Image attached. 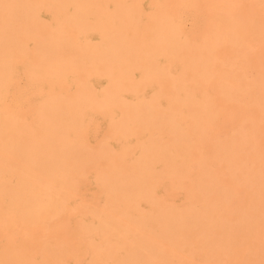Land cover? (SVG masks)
I'll use <instances>...</instances> for the list:
<instances>
[{
    "label": "bare ground",
    "instance_id": "1",
    "mask_svg": "<svg viewBox=\"0 0 264 264\" xmlns=\"http://www.w3.org/2000/svg\"><path fill=\"white\" fill-rule=\"evenodd\" d=\"M44 1L55 4V24L41 16ZM223 9L213 12L207 36L195 40L181 38L167 9L141 22L142 0H0V214L13 211L12 221L33 232L69 213L76 217L66 239L32 233L20 242L1 239L0 264H228L229 255L236 264H264V140L257 117L264 111V18L248 19L244 30ZM87 30L98 38L82 40ZM245 34L258 50L245 48ZM241 56L254 59L255 78L221 82L220 72ZM173 61L181 63L175 76ZM21 67L26 79L60 90L30 120L2 116L4 89ZM70 75L73 86L66 83ZM94 75L101 90L88 82ZM212 81L214 94L206 92ZM149 83L156 87L150 100L125 98ZM196 85L205 87L200 97ZM248 92L257 115L251 129L212 139ZM181 116L188 129L177 126ZM99 118L108 131L98 137ZM110 137H134L135 148H110ZM211 160L228 172L227 181ZM186 181L181 205L164 198L165 183L179 190ZM78 240L87 263L71 250Z\"/></svg>",
    "mask_w": 264,
    "mask_h": 264
},
{
    "label": "rangeland",
    "instance_id": "2",
    "mask_svg": "<svg viewBox=\"0 0 264 264\" xmlns=\"http://www.w3.org/2000/svg\"><path fill=\"white\" fill-rule=\"evenodd\" d=\"M144 4V15L141 16V22L145 23L148 17L156 14L162 10H169V17L171 23L178 29L181 38L193 37L195 40H202L207 36L210 31L211 18L213 12L220 7H223V17L228 20L238 22L245 30L248 19L264 18V0H237V9H232V4L229 0H142ZM42 18L51 24H55L57 18L55 13V4L52 1H44L41 6ZM89 21L93 22L94 18L89 17ZM226 29L221 27L217 33L225 34ZM79 37L84 39H93L96 37V32L92 30L81 31ZM244 46L250 51L259 49V44L250 35H244ZM264 49V45L262 46ZM25 68V65L23 66ZM18 69L17 73L9 79L7 86L5 87L4 97L1 101L2 116H18L21 120H30L34 111L38 107L45 104L47 100L53 95L59 94V87L52 89L48 86V81L44 80H33L26 79L24 68ZM170 73L175 76L181 69V63L179 61H173L171 63ZM234 75H243L246 81H252L255 78V67L254 59L248 56H241L236 59L233 66L223 69L219 74V80L221 82H227ZM99 76H89L88 82L95 87L97 90H101L102 86L99 82ZM66 83L70 86L74 85V78L72 75L68 76ZM206 92L214 94L215 83L214 81L208 84ZM204 88L201 85L193 87L195 95L201 96L204 93ZM156 87L154 84L149 83L146 87L142 88L139 92H126L124 94L128 101H148L154 93ZM13 91V95H11ZM253 95L248 92L241 95L238 99L237 107L229 110V117L222 119L221 125L217 128V133L211 135L212 139H223L236 129L241 127L243 130H249L252 127L250 118L255 116L253 110L250 108L252 103ZM159 104L162 107H167V97H160L158 99ZM228 111V109H227ZM257 116V115H256ZM262 128V137L264 140V111L258 116ZM93 119V114H86L85 120L90 123ZM96 127L97 136L105 134L108 131V124L104 119H98ZM176 124L182 129H188L190 125L188 119L184 116L176 117ZM148 134L144 136L147 139ZM92 145L96 146L97 142L92 140ZM196 141V137H195ZM108 146L113 149L121 148L123 146H131L135 148V138L131 137L127 141L121 138L110 137L107 142ZM247 150L251 149V145L246 146ZM263 156H264V144L262 145ZM137 153V152H136ZM135 153V154H136ZM210 167L214 172L223 174V180L227 181L229 178L228 172L221 171L220 166L216 160L210 161ZM220 169V170H219ZM193 177L195 180L199 179V170L197 163L193 167ZM189 182H185L184 187L179 190H173L170 188L168 183L164 184L163 196L164 198L174 204L181 205L187 194ZM243 200V196L240 195L233 199L228 209L226 210L229 215L233 209L237 208ZM249 215V213H247ZM13 211L1 212L0 214V241H5L8 237H13L16 241L20 242L23 235L31 233L40 240H58L66 239L72 236V229L75 226V215L69 213L67 216L61 219H57L52 223L45 224L41 223L33 232L29 226H18L12 221ZM91 241L98 243L99 239L95 235L91 236ZM82 248V243L78 240L74 245L71 246V250L76 251L78 256L82 258L84 263L89 261V255H84L79 249ZM235 257L229 255L228 264H236ZM195 261L199 263V259Z\"/></svg>",
    "mask_w": 264,
    "mask_h": 264
}]
</instances>
